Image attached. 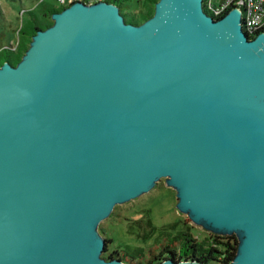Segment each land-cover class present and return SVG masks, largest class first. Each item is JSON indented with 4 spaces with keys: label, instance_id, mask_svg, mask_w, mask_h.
Returning <instances> with one entry per match:
<instances>
[{
    "label": "water",
    "instance_id": "obj_1",
    "mask_svg": "<svg viewBox=\"0 0 264 264\" xmlns=\"http://www.w3.org/2000/svg\"><path fill=\"white\" fill-rule=\"evenodd\" d=\"M241 16L157 0L133 24L75 1L0 65V264H124L99 223L161 178L236 235L229 264H264V33Z\"/></svg>",
    "mask_w": 264,
    "mask_h": 264
},
{
    "label": "rangeland",
    "instance_id": "obj_2",
    "mask_svg": "<svg viewBox=\"0 0 264 264\" xmlns=\"http://www.w3.org/2000/svg\"><path fill=\"white\" fill-rule=\"evenodd\" d=\"M116 2L125 5L124 13H138L146 11L150 7L145 0H116ZM60 6L56 0H0V49L10 46L3 50L1 57L8 56L16 64L17 51L14 50V47L18 42L21 45L28 43L34 20L42 25L49 23L51 18L44 15L45 8ZM176 202V191L172 187H168L165 179L161 178L147 193L115 205L111 214L99 223L98 232L107 239H113L109 242L106 241L105 249L114 251L118 250L122 244H139L134 236L126 232V226L130 221L141 217L145 209L150 210L152 221L156 226L175 222L179 229L181 226L188 227L198 240L207 237L210 232L202 226L194 224L187 214L178 211ZM165 240H161V246L152 240L145 243L143 246L145 256L140 260L141 263L134 261L133 264H147L146 259L149 258L151 251L160 253L162 246L167 245Z\"/></svg>",
    "mask_w": 264,
    "mask_h": 264
},
{
    "label": "trees",
    "instance_id": "obj_3",
    "mask_svg": "<svg viewBox=\"0 0 264 264\" xmlns=\"http://www.w3.org/2000/svg\"><path fill=\"white\" fill-rule=\"evenodd\" d=\"M115 3L120 7V11L123 13L125 21L133 24H139L149 18L153 14L154 3L157 0H145L149 7L146 11H140L138 13L129 12L124 13V4L116 2V0H108ZM64 6L60 7H47L44 11V15H50L54 12L60 11ZM233 7V6H231ZM230 7V8H231ZM229 11V10H228ZM34 26L30 34V38L27 44H18L14 47L17 51L16 63L21 59L22 55L29 46L31 36L39 29H44L52 24V20L47 24H40L37 20H34ZM10 48L1 47L0 49V65L4 61H9L13 65L15 64L8 58V56H2L4 49ZM126 232L136 238L139 242L137 245L122 244L119 246L118 250L108 251L104 250L103 257L106 259H120L125 264H133L134 261L141 263L140 260L145 256L144 254V244L152 240L158 246L162 245L161 240L166 239V244L171 245V250L165 251L167 247L160 250V253H154L151 251L150 256L146 259L147 264H159L162 261L171 258L174 261H197L205 264H229L235 254L237 249L238 239L235 234H218L209 233L204 239L198 240L195 238L188 227H183L179 229L177 223H167L161 226H156L151 218V212L149 209H145L141 217L130 221L127 223ZM107 239V238H106ZM113 240L108 238L107 241ZM176 242L178 245L175 246ZM107 247V246H106ZM161 254H166V258L162 257ZM160 257V258H159ZM139 261V262H138Z\"/></svg>",
    "mask_w": 264,
    "mask_h": 264
},
{
    "label": "built area",
    "instance_id": "obj_4",
    "mask_svg": "<svg viewBox=\"0 0 264 264\" xmlns=\"http://www.w3.org/2000/svg\"><path fill=\"white\" fill-rule=\"evenodd\" d=\"M61 6H66L75 1L92 4L100 0H56ZM206 11L213 17H221L233 7L242 11V27L244 32L252 37L264 33V0H203ZM233 6V7H231ZM231 7V8H230Z\"/></svg>",
    "mask_w": 264,
    "mask_h": 264
},
{
    "label": "flooded vegetation",
    "instance_id": "obj_5",
    "mask_svg": "<svg viewBox=\"0 0 264 264\" xmlns=\"http://www.w3.org/2000/svg\"><path fill=\"white\" fill-rule=\"evenodd\" d=\"M177 245H178V242H176L175 246H177ZM167 246H168V247H167ZM164 247H167V249H165V251H167V252H168L169 250H171V245H170V244H168V245H163L161 249L163 250ZM161 249H160V250H161ZM161 256L164 257V258H166V254H165V255H164V254H161ZM159 258H160V257H159ZM170 259H171V258H170ZM175 262H177V261H175ZM124 264H125V263H124Z\"/></svg>",
    "mask_w": 264,
    "mask_h": 264
}]
</instances>
